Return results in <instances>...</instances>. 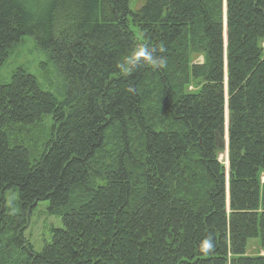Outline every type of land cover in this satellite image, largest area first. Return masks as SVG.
Masks as SVG:
<instances>
[{
  "label": "trees",
  "instance_id": "1",
  "mask_svg": "<svg viewBox=\"0 0 264 264\" xmlns=\"http://www.w3.org/2000/svg\"><path fill=\"white\" fill-rule=\"evenodd\" d=\"M131 1L0 0V67L31 37L58 73L0 83V264H264V0ZM141 44L166 67L118 71Z\"/></svg>",
  "mask_w": 264,
  "mask_h": 264
},
{
  "label": "rangeland",
  "instance_id": "2",
  "mask_svg": "<svg viewBox=\"0 0 264 264\" xmlns=\"http://www.w3.org/2000/svg\"><path fill=\"white\" fill-rule=\"evenodd\" d=\"M145 2L146 0H132L129 4V7L131 11L136 12ZM131 28L137 34L138 38L141 39L135 26L133 25ZM194 57H197V59L199 58L196 55ZM198 60L201 62L204 61V59L201 58ZM19 67L26 69L30 74L35 76L44 90L48 91L49 89H54V80L57 79L55 74L56 70L54 69L52 63L48 61L45 53L37 49L35 41L31 37L23 38V40L13 49L12 54L7 62L2 67H0V83L9 82L12 73ZM198 82L199 81H194V85H192L189 90L192 92L197 91V87L199 86ZM50 124L51 121L47 120L46 124L41 125L40 127H38L37 124L33 125L34 129L32 128L28 134H24L26 136L25 138H33L34 141L39 140V135L47 130V125ZM35 129L36 131H34ZM34 132L36 134H34ZM42 139L43 137L41 136V141L38 147L41 146ZM219 160L223 165L227 166V151L219 153ZM48 208V202H41L36 206L25 233L26 239L30 242L36 252H41L44 246L51 242V231L53 229L63 228L62 219L50 215ZM246 256L264 257V249L261 247L259 239H252L247 242Z\"/></svg>",
  "mask_w": 264,
  "mask_h": 264
},
{
  "label": "clouds",
  "instance_id": "3",
  "mask_svg": "<svg viewBox=\"0 0 264 264\" xmlns=\"http://www.w3.org/2000/svg\"><path fill=\"white\" fill-rule=\"evenodd\" d=\"M165 52L164 47L159 49L151 48L147 45L135 46L130 54L121 57L115 64L118 71L124 74L132 72L137 66H146L153 69H163L166 67L167 57L163 55ZM130 92L134 91L133 88L128 89ZM214 247L212 238L206 237L200 242V250L209 251Z\"/></svg>",
  "mask_w": 264,
  "mask_h": 264
},
{
  "label": "water",
  "instance_id": "4",
  "mask_svg": "<svg viewBox=\"0 0 264 264\" xmlns=\"http://www.w3.org/2000/svg\"><path fill=\"white\" fill-rule=\"evenodd\" d=\"M201 59H203V57H201Z\"/></svg>",
  "mask_w": 264,
  "mask_h": 264
}]
</instances>
